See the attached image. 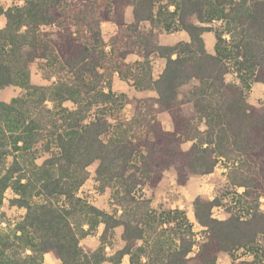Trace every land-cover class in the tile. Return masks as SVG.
<instances>
[{
  "label": "trees",
  "instance_id": "16d2710c",
  "mask_svg": "<svg viewBox=\"0 0 264 264\" xmlns=\"http://www.w3.org/2000/svg\"><path fill=\"white\" fill-rule=\"evenodd\" d=\"M129 6L133 20L127 23ZM0 15V91L23 92L0 101V225L6 224L0 226V264H44L48 253L59 264H122L125 256L130 264H217L220 253L240 249L253 255L243 264H264L258 261L264 104L252 105L247 96L251 83L264 85V0H24L0 7ZM217 21L220 30L210 26ZM102 23L116 27L108 44ZM163 31H183L189 40L161 45ZM212 31L214 54L203 39ZM130 55L137 60L129 63ZM154 55L165 59L156 79ZM37 60L54 80L48 86L31 82ZM231 65L238 83L226 80ZM115 75L155 92L132 101L130 118L123 115L127 97L112 91ZM181 80L195 84L165 130L159 108L173 102ZM37 146L47 154L40 164ZM221 160L229 185L243 189L236 197L245 209L230 206L220 220L212 211L221 198L195 197L193 215L204 238L191 256L195 235L185 212H154L136 191L156 188L170 168L185 186L191 176L213 173ZM94 163L97 189L110 191L112 213L78 195ZM8 189L11 206L25 211L15 224L1 211ZM100 225L98 247L81 245ZM120 226L124 244L108 256Z\"/></svg>",
  "mask_w": 264,
  "mask_h": 264
},
{
  "label": "rangeland",
  "instance_id": "374dc122",
  "mask_svg": "<svg viewBox=\"0 0 264 264\" xmlns=\"http://www.w3.org/2000/svg\"><path fill=\"white\" fill-rule=\"evenodd\" d=\"M165 1L162 2L163 13L165 11ZM170 12L173 11V7L168 8ZM168 22L170 21V16L166 14ZM125 20L127 23L132 22V7L129 6L125 9ZM193 21L196 23L195 18ZM220 22H214L210 26L213 27L214 30H220ZM1 27V26H0ZM148 24H142V28L146 29ZM101 32L104 40L108 44L109 38L116 32V28H114L113 24L102 23L101 24ZM212 34L215 37L214 31ZM181 33L177 31L173 32H162L161 33V41L165 45H173L182 38L180 36ZM226 39L227 36H224ZM216 43V42H215ZM157 56H154L150 59V64L152 69L154 70L156 67L158 68L160 64L155 59ZM137 60V57L130 56L128 59L129 63H133ZM164 62L165 59H162ZM233 65L230 67V72L226 76V80L228 82L238 83V79L236 78V74L233 70ZM54 80L50 77L48 70L44 67V63L41 60H37L31 71V82L34 85L38 86H48ZM194 80H181L176 86V97L173 102L167 108H159V119L162 122V125L165 130H171V115L172 111L176 108L183 107L186 102L184 95L188 90L192 89L194 86ZM253 84L251 83L250 90L247 93L249 103H254L255 106H259L264 104V92L263 90H259L256 86L253 89ZM263 89V88H262ZM112 91L116 94H123L127 97L126 105L123 108V115L125 118H130L133 110V100H138L144 97H154L155 92L150 89H138L134 87L133 84L123 82L115 78V81L112 83ZM22 90L18 87H8L0 91V101L10 102L12 99L20 96L22 94ZM159 107V106H157ZM190 143H185L183 145L184 149L189 148ZM47 154H45L41 147L37 146L35 150V159L38 164H40L45 158ZM10 160V159H9ZM97 166V163L92 164L89 168V177L85 184L79 189L78 195L84 199H86L91 205L105 210L108 213H112L115 206L112 204L111 194L109 190H106L103 193H100L97 189V184L94 180V171ZM227 172H228V164L221 160L218 165L215 167L213 173L204 176H191L185 186H178L176 183L175 173L172 168L167 170L164 173L163 179L158 184V186L154 189L148 190L146 188H139L136 191V196L140 199H147L150 201V207L154 212H160L162 210L168 209H180L185 212L187 218L192 223L193 233H194V241L195 245L192 247V251L190 253L193 256L198 251V245L202 242L204 238L203 228L200 227L193 215V205L192 202L197 196H201L206 199H214L215 197H219L222 199V206L215 207L212 211V215L214 218L224 220L229 216L228 208L234 207V210L244 211V207L242 203H238V199L236 197L237 193H241L243 191L242 188H234L229 185L227 181ZM14 197V192L12 189H8L5 192V197L3 200V205L1 207V211L5 213L6 218L10 223L15 224L20 220V218L24 214V209L17 208L16 206H11L10 200ZM59 202V201H58ZM260 202H263L261 198ZM261 209L263 206L261 205ZM0 226L5 227L6 224L2 223ZM103 230V225H100L97 229H95L90 235L82 239L81 245L97 248L99 245V236ZM123 228L117 227L114 230V235L112 238V246L106 247V253L109 256L116 250H119L123 246V240L121 238ZM264 236H260L258 238V261L264 263ZM253 259V255L250 251L245 249H240L233 252L231 255L226 253H220L217 258V264H237V263H245L249 262ZM56 260L52 256V254L45 255L44 264H57ZM122 264H130L128 256L123 258Z\"/></svg>",
  "mask_w": 264,
  "mask_h": 264
},
{
  "label": "crops",
  "instance_id": "0c3cea01",
  "mask_svg": "<svg viewBox=\"0 0 264 264\" xmlns=\"http://www.w3.org/2000/svg\"><path fill=\"white\" fill-rule=\"evenodd\" d=\"M21 1L20 0H0V7L5 11L6 9H8V8H10V7H12L13 5H15V4H17V3H20ZM132 20H133V18H132ZM4 24H5V16L4 15H0V28H2L3 26H4ZM110 24V23H109ZM112 24V23H111ZM114 28H116L115 26H114ZM178 33H181V35L180 36H182V38L181 39H179V41L178 42H180V41H188L189 39H188V36H187V34L185 33V32H183V31H177ZM203 39H204V43H205V48H206V50H207V52L208 53H210V54H214V48H215V42H216V39H215V37H214V35L212 34V32H205L204 34H203ZM178 42H176V43H178ZM159 43L161 44V45H165V44H163L162 43V41H161V34L159 35ZM175 43V44H176ZM169 45V44H168ZM174 45V44H173ZM130 56H132V55H130ZM129 56V57H130ZM134 56V55H133ZM154 56H156V55H154ZM154 56H151L150 57V59H152ZM129 57H128V59H129ZM136 57V56H135ZM157 58L160 60V64H159V66H158V68L156 67L154 70L152 69V67H151V72H152V77L154 78V79H156V78H158V76L161 74V72L163 71V69H164V66H165V61L163 62L162 61V58H159L158 56H157ZM157 58H155L156 60H157ZM128 59H127V61H128ZM159 60H157L158 62H159ZM151 65V64H150ZM115 78H117L118 80H119V78H118V76L117 75H115L114 76V79H113V81H115ZM113 83V82H112ZM255 86L259 89V90H263V92H264V85H262V84H259V83H254L253 84V89L255 88ZM263 88V89H262ZM249 102V101H248ZM250 104H252V105H255L254 103H250ZM48 254H50V253H48ZM47 255V254H46ZM126 257V256H125ZM44 258H45V256H44ZM55 259V258H54ZM56 260V259H55ZM56 262H58L57 260H56ZM57 264H59V262L57 263Z\"/></svg>",
  "mask_w": 264,
  "mask_h": 264
},
{
  "label": "built area",
  "instance_id": "2783aa9c",
  "mask_svg": "<svg viewBox=\"0 0 264 264\" xmlns=\"http://www.w3.org/2000/svg\"><path fill=\"white\" fill-rule=\"evenodd\" d=\"M21 2L20 3H17V4H15V5H17V6H22L23 4H24V0H20Z\"/></svg>",
  "mask_w": 264,
  "mask_h": 264
}]
</instances>
